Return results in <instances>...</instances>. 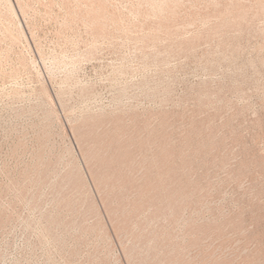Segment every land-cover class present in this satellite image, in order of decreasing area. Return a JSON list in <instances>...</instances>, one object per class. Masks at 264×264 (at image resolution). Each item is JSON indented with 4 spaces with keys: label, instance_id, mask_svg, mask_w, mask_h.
Segmentation results:
<instances>
[{
    "label": "rangeland",
    "instance_id": "obj_1",
    "mask_svg": "<svg viewBox=\"0 0 264 264\" xmlns=\"http://www.w3.org/2000/svg\"><path fill=\"white\" fill-rule=\"evenodd\" d=\"M94 1L0 0V264H264V0Z\"/></svg>",
    "mask_w": 264,
    "mask_h": 264
},
{
    "label": "bare ground",
    "instance_id": "obj_2",
    "mask_svg": "<svg viewBox=\"0 0 264 264\" xmlns=\"http://www.w3.org/2000/svg\"><path fill=\"white\" fill-rule=\"evenodd\" d=\"M1 1H2V0H1ZM3 1H4V0H3ZM83 1H84V0H83ZM87 1H89V0H87ZM91 1H94V0H91ZM103 1H104V0H103ZM160 1H161V0H160ZM165 1H166V0H165ZM174 1L177 2V0H173V2H174ZM178 1H179V0H178ZM206 1H207V0H206ZM211 1H213V0H211ZM214 1H215V0H214ZM220 1H222V0H220ZM227 1H229V0H227ZM238 1H239V0H238ZM244 1H246V0H244ZM256 1H257V0H256ZM5 2L7 3V1H5ZM94 2H95V1H94ZM97 2H98V1H97ZM149 2H150V0H149ZM161 2H163V0H162ZM166 2H167V1H166ZM170 2H171V1H170ZM201 2H202V1H201ZM209 2H210V1H209ZM215 2H216V1H215ZM262 2H263V1H262ZM2 3H3V2H2ZM88 3H89V2H88ZM88 3H87V5L89 6ZM102 3H103V2H102ZM104 3H106V2H104ZM168 3H169V2H168ZM186 3H187V2H186ZM203 3H204V2H203ZM218 3H219V2H218ZM218 3H217V4H218ZM229 3H230V2H229ZM235 3H236V2H235ZM257 3H258V2H257ZM8 4H9V3H8ZM85 4H86V3H85ZM152 4H153V3H152ZM162 4H164V3H162ZM162 4H161V6H162ZM172 4H173V3H172ZM181 4H182V3H181ZM198 4H199V3H198ZM198 4H197V5H198ZM200 4H201V3H200ZM206 4H207V2H206ZM217 4H216V5H217ZM231 4H232V2H231L229 5H231ZM255 4H256V3H255ZM0 5H1V4H0ZM4 5H5V3H4ZM10 5H11V4H10ZM10 5H9V6H10ZM19 5H22V4H19ZM82 5H83V4H82ZM92 5H94V4H92ZM102 5H103V4H102ZM102 5H101V6H102ZM150 5H151V4H150ZM168 5H169V4H168ZM176 5H177V3H176ZM229 5H228V8H229ZM239 5H240V3H239ZM242 5H243V4H241V6H242ZM259 5H260V4H259ZM7 6H8V5H7ZM78 6H80V5H78ZM84 6L86 7V5H84ZM97 6H98V5H97ZM97 6H96V7H97ZM171 6H172V5H171ZM171 6H170V7H171ZM177 6H178V5H177ZM179 6H180V3H179ZM202 6H203V5H202ZM213 6H214V5H213ZM225 6L227 7V5H225ZM241 6H240V7H241ZM245 6H246V5H244V7H245ZM248 6H252V5L249 4ZM260 6H261V8H262L263 5L261 4ZM260 6H259V7H260ZM0 7H1V6H0ZM5 7H6V6H5ZM22 7H23V6H22ZM80 7H81V6H80ZM104 7H105V6H104ZM163 7H164V6H163ZM180 7H181V6H180ZM209 7H210V6H209ZM209 7H208V8H209ZM216 7H217V6H216ZM218 7H219V6H218ZM220 7H221V5H220ZM231 7H232V6H231ZM235 7H237V6L234 5V8H233V7H232V8H233L234 10L237 11V9H235ZM244 7H243V8H244ZM252 7H254V9H255V6H252ZM6 8H7V7H6ZM8 8H9V9H8ZM8 8H7V9L10 10V7H8ZM11 8H12V6H11ZM23 8H24V7H23ZM25 8H26V7H25ZM90 8H91V6H90ZM90 8H88V9H90ZM93 8H94V7H93ZM99 8H100V7H99ZM150 8H151V7H150ZM150 8H149V9H150ZM166 8H167V7H166ZM214 8H215V7H214ZM232 8H231V9H232ZM237 8H238V7H237ZM247 8H249V7H247ZM250 8H251V7H250ZM250 8H249V9H250ZM256 8H258V7H256ZM76 9H78V7H77ZM86 9H87V8H86ZM97 9H98V7L96 8V10H97ZM100 9H102V8H100ZM100 9H98V11H103V10H104V9H103V10H100ZM163 9H164V8H163ZM174 9H175V8H174ZM224 9L227 10V8H224ZM233 9H232V10H233ZM262 9H263V8H262ZM262 9H261V10H262ZM0 10H1V9H0ZM3 10H5V8H4ZM8 10H7V11H8ZM12 10H13V9H12ZM79 10H81V9L79 8ZM79 10H78V11H79ZM83 10H84V9H83ZM96 10H95V11H96ZM166 10H167V9H166ZM169 10H170V9H169ZM171 10H172V9H171ZM178 10H179V9H178ZM199 10H200V9H199ZM205 10H206V8H205ZM228 10H229V9H228ZM234 10H233V11H234ZM242 10H243V9H242ZM247 10H248V9H247ZM255 10H256V9H255ZM259 10H260V9H259ZM1 11H2V10H1ZM89 11H90V10H89ZM89 11L87 10V12H89ZM93 11H94V10H93ZM104 11H106V10H104ZM104 11H103V12H104ZM144 11H145V10H144ZM150 11H151V10H150ZM175 11H176V10H175ZM179 11H180V10H179ZM223 11H224V10H223ZM239 11H240V10H239ZM243 11H244V10H243ZM243 11H242V12H243ZM251 11H252V10H251ZM12 12H13V11H12ZM75 12H76V10H75ZM106 12H107V11H106ZM134 12H135V11H134ZM136 12H137V11H136ZM140 12H141V11H140ZM148 12H149V11H148ZM160 12H161V11H160ZM221 12H222V11H221ZM221 12H218V13L221 14ZM246 12H247V11H246ZM6 13L8 14V12H6ZM6 13H5V14H6ZM9 13H10V12H9ZM78 13H79V12H78ZM83 13H84V12H83ZM92 13H93V12H92ZM101 13H102V12H101ZM117 13H118V12H117ZM120 13H121V11H120ZM120 13H119V14H120ZM145 13H146V12H145ZM150 13H152V12H150ZM153 13H154V10H153ZM167 13H168V11H167ZM167 13H166V14H167ZM170 13H172V11H170ZM170 13H169V14H170ZM175 13H176V12H175ZM222 13H224V12H222ZM226 13H228V12H226ZM231 13H232V12H231ZM238 13H239V12H238ZM243 13H245V12H243ZM247 13H248V12H247ZM257 13H258V11H257ZM11 14H12V13H10V15H11ZM87 14H88V13H87ZM87 14H86V15H87ZM106 14H108V12H107ZM109 14H111V13H109ZM113 14H114V13H113ZM121 14H122V13H121ZM133 14H134V13H133ZM141 14H142V13H141ZM179 14H180V12H179ZM229 14H230V12H229ZM235 14L237 15V13H235ZM235 14L232 13L233 17H234ZM240 14H241V13H240ZM240 14H238V15H240ZM250 14H251V13H250ZM260 14H261V13H260ZM8 15H9V14H8ZM10 15H9V16H10ZM13 15H14V14H12V16H13ZM79 15H81V14L79 13ZM100 15H103V14H100ZM104 15H105V14H104ZM123 15H124V13H123ZM145 15H146V14H145ZM147 15H148V14H147ZM147 15H146V16H147ZM152 15H153V14H152ZM155 15H156V14H155ZM164 15H165V14H164ZM171 15H172V14H171ZM238 15H237V16H238ZM252 15H254V14H252ZM5 16H6V15H5ZM76 16H77V15H76ZM84 16H85V15H84ZM89 16H90V14H89ZM118 16H119V15H118ZM121 16H122V15H121ZM135 16H136V15H135ZM141 16H143V15H141ZM161 16H162V15H161ZM173 16H175V14H174ZM216 16H217V15H216ZM246 16H248V15H246ZM262 16H263V15H262ZM262 16H261V17H262ZM14 17H15V16H14ZM72 17H73V16H72ZM81 17H82V16H81ZM93 17H94V16H93ZM100 17H101V16H100ZM105 17H108V15L105 16ZM113 17H114V16H113ZM123 17H124V16H123ZM125 17H126V16H125ZM157 17H158V15H157ZM178 17H179V16H178ZM211 17H212V16H211ZM217 17H218V16H217ZM217 17H216V18H217ZM226 17L228 18V14L226 15ZM229 17H231V16H229ZM233 17H232V20H233ZM243 17H245V14L243 15ZM248 17H249V16H248ZM256 17H257V16H256ZM259 17H260V16H259ZM89 18H90V17H89ZM91 18H92V17H91ZM101 18H102V17H101ZM103 18H104V17H103ZM103 18H102V20L104 21ZM108 18H109V17H108ZM149 18L151 19L150 16H149ZM165 18H166V17H165ZM174 18H175V17H174ZM180 18H181V17H180ZM196 18H197V17H196ZM223 18L225 19L224 15H223ZM235 18H236V17H235ZM251 18H252V17H251ZM12 19H13V18H12ZM12 19H11V20H12ZM84 19H85V18L82 17L81 20L83 21ZM96 19H98V18H96ZM116 19H117V18H116ZM116 19H114V20H116ZM126 19H127V18H126ZM144 19H146V18L144 17ZM144 19H143V20H144ZM150 19H148V20H150ZM155 19H156V18H155ZM155 19H154V20H155ZM162 19H163V18H162ZM197 19H199V18H197ZM221 19H222V18H221ZM229 19H231V18H229ZM229 19H228V21H229ZM241 19H242V16H241ZM241 19H240V20H241ZM246 19L248 20L247 17H246ZM0 20H2V19H0ZM4 20H6V19L4 18L3 21H4ZM8 20H10V19H8ZM79 20H80V19H79ZM124 20H125V19H124ZM165 20H167V19H165ZM168 20H169V19H168ZM168 20H167V21H168ZM180 20H181V19H180ZM200 20H201V18H200ZM205 20H207V19H205ZM222 20H223V19H222ZM232 20H230V21L233 22ZM243 20H244V22H245V19H242V23H244ZM254 20H255V19H254ZM257 20L259 21L260 18H257ZM66 21H67V20H66ZM73 21H74V19H73ZM76 21H77V20H76ZM86 21H87V20H86ZM92 21H93V23L96 22V20H94V19H92ZM103 21L101 22L102 24H104ZM110 21H111V20H110ZM138 21H140V20H138ZM160 21H161V20H160ZM162 21H164V20H162ZM169 21H170V20H169ZM169 21H168V22H169ZM171 21H172V20H171ZM187 21H188V20H187ZM187 21H186V22H187ZM216 21H217V20L215 19V22H216ZM224 21H225V20H224ZM249 21H250V19H249ZM252 21H253V20H252ZM258 21H257V22H258ZM10 22H11V21H10ZM67 22H69V21H67ZM67 22H66V23H67ZM84 22H85V20H84ZM97 22H98V21H97ZM104 22H105V21H104ZM108 22H109V21H108ZM113 22L115 23V21H113ZM117 22L119 23V21H117ZM156 22H157V20H156ZM164 22H165V21H164ZM178 22H179V21H178ZM195 22H196V21H195ZM201 22H202V20H201ZM219 22H220V20H219ZM219 22H218V23H219ZM237 22H239V21H237ZM237 22H236V23H237ZM247 22H248V21H247ZM247 22H245V24H246ZM263 22H264V21H263ZM3 23H4V22H3ZM8 23H9V22H8ZM8 23H7V24H8ZM86 23H88V21H87ZM91 23H92V22H91ZM91 23H90V24H91ZM93 23H92V25H93ZM98 23H99V22H98ZM114 23H113V24H114ZM118 23H117V24H118ZM141 23H142V22H140V24H141ZM151 23H152V22H151ZM176 23H177V21H176ZM187 23H188V22H187ZM193 23H194V22H193ZM211 23H212V21H211ZM222 23H223V21H222ZM229 23H230V22H229ZM229 23H228V24H229ZM250 23H252V22L250 21ZM12 24H14V23H12ZM67 24H68V23H67ZM70 24H71V23H70ZM70 24H69V25H70ZM90 24H89V25H90ZM99 24H100V23H99ZM106 24H107V23H106ZM110 24H111V23H110ZM110 24H109V25H110ZM138 24H139V22H138ZM157 24H159V23H157ZM165 24H166V23H165ZM182 24H183V23H182ZM216 24H217V22H216ZM225 24H226V21H225ZM233 24H234V22H233ZM4 25H5V24H4ZM120 25H121V22H120ZM136 25H137V24H136ZM153 25H154V24H153ZM153 25H152V26H153ZM163 25H164V24H163ZM174 25H175V24H174ZM177 25H178V24H177ZM177 25H175V26L177 27ZM188 25H189V24H188ZM221 25H222V24H221ZM223 25H224V23H223ZM223 25H222V26H223ZM231 25H232V23H231ZM236 25H237V24H236ZM236 25H235V26H236ZM6 26H7V25H6ZM65 26H66V25H65ZM90 26H91V25H90ZM93 26H94V25H93ZM96 26H97V25H96ZM112 26H114V25H112ZM147 26H148V24H147ZM156 26H157V25H156ZM166 26H167V25H166ZM166 26H165V27H166ZM175 26H174V27H175ZM203 26H205V23H204ZM110 27H111V25H110ZM116 27H119V25H116ZM144 27H145V25H144ZM160 27H161V26H160ZM160 27H158V28H160ZM169 27H170V26H169ZM169 27H168V29L170 30L171 28H169ZM200 27H201V26H200ZM208 27H209V26H208ZM223 27H224V26H223ZM223 27H220V28H223ZM241 27H242V26H241ZM0 28H1V27H0ZM7 28H9V27H7ZM10 28H11V25H10ZM17 28H18V27H17ZM86 28H88V27H86ZM99 28H100V27H99ZM99 28H96V29H99ZM101 28H102V26H101ZM108 28H109V27H108ZM121 28H122V27H121ZM132 28H133V27H132ZM132 28H131V29H132ZM148 28H149V27H148ZM156 28H157V27H156ZM189 28H190V27H189ZM202 28H203V27H202ZM210 28H211V27H210ZM220 28H219V29H220ZM90 29H91V28H90ZM104 29H105V28H103V30H104ZM119 29H120V28H119ZM119 29H118V30H119ZM144 29H145V28H144ZM146 29H147V28H146ZM146 29L144 30V32L146 31ZM153 29H155V28H153ZM162 29H163V28H162ZM174 29H175V28H174ZM182 29H183V28H182ZM182 29H181V30H182ZM185 29H186V28H185ZM206 29H208V32L210 31L209 28H206ZM217 29H218V28H217ZM228 29H229V28H228ZM241 29H242V28H241ZM263 29H264V28H263ZM3 30H4V28H3ZM107 30H108V29H107ZM121 30H122V29H121ZM121 30H120V31H121ZM128 30H129V29H128ZM139 30H140V29H139ZM147 30H148V29H147ZM158 30H159V29H158ZM160 30H161V29H160ZM164 30H165V29H164ZM195 30H196V29H195ZM239 30H240V29H239ZM0 31H2V30L0 29ZM8 31H9V30H7V32H8ZM87 31H88V30H87ZM132 31H133V30H132ZM140 31H141V30H140ZM150 31H151V30H150ZM154 31H155V30H154ZM154 31H153L152 33H154ZM162 31H163V30H162ZM165 31H166V30H165ZM165 31H163V33H164ZM179 31H180V30H179ZM188 31H190V30L188 29ZM211 31H212V30H211ZM213 31H214V30H213ZM220 31H221V30H220ZM224 31H225V30H224ZM226 31H227V30H226ZM230 31H233V30H230ZM4 32H5V30H4ZM10 32H12V31L10 30ZM15 32H16V31H15ZM15 32H14V33H15ZM93 32H94V31H93ZM99 32H100V31H99ZM109 32H110V30H109ZM112 32H113V31H112ZM112 32H110L109 34H111ZM115 32H116V31H115ZM115 32H114V33H115ZM117 32H119V31H117ZM176 32H178V30H176L175 33H176ZM180 32H181V31H180ZM192 32L195 33V31H192ZM200 32H201V31H200ZM200 32H199V33H200ZM205 32H206V31H205ZM235 32H236V31H235ZM16 33H17V32H16ZM89 33H90V32H89ZM136 33H138V32L136 31ZM147 33H148V31H147ZM150 33H151V32H150ZM160 33H161V31H160ZM168 33H169V32H168ZM170 33H171V32H170ZM184 33H185V32H184ZM184 33H183V34H184ZM196 33H197V32H196ZM202 33H203V32H201V34H202ZM210 33H211V32H210ZM214 33H215V32H214ZM217 33H218V31H217ZM219 33H220V32H219ZM224 33H225V32H224ZM237 33H238V32H237ZM239 33H240V32H239ZM239 33H238V34H239ZM7 34H8V33H7ZM20 34H21V33H20ZM20 34L17 35V36H20ZM97 34H99V33H97ZM101 34H102V33H101ZM101 34H100V35H101ZM112 34H113V33H112ZM130 34H131V33H130ZM148 34H149V33H148ZM161 34H162V33H161ZM177 34H179V33H177ZM181 34H182V32H181ZM205 34H206V33H205ZM205 34H204V35H205ZM220 34H221V33H220ZM226 34H229V33H226ZM230 34H231V33H230ZM234 34H235V33H234ZM5 35H6V34H5ZM93 35H95V34H93ZM139 35H141V34H139ZM142 35H143V34H142ZM145 35H146V34H145ZM151 35H152V34H151ZM162 35H163V34H162ZM179 35H180V34H179ZM214 35H215V34H214ZM216 35H217V34H216ZM1 36H2V35H1ZM9 36H10V35H9ZM21 36H22V35H21ZM102 36H103V35H102ZM129 36H131V35H129ZM137 36H138V35H137ZM146 36H147V35H146ZM174 36H175V35H174ZM184 36H185V35H184ZM186 36H187V35H186ZM190 36H191V35H190ZM192 36H193V35H192ZM196 36H198V35H196ZM196 36H195V37H196ZM202 36H203V34H202ZM220 36H221V35H220ZM222 36H225V34L223 35V29H222ZM237 36H238V35H236L235 37L233 36L234 39H236ZM7 37H8V36H7ZM14 37H15V36H14ZM93 37H94V36H93ZM95 37H96V35H95ZM109 37H110V36H109ZM132 37H134V35H132ZM156 37H157V38H160V36H156ZM176 37L179 38L180 36L178 37V35H177ZM176 37H175V39L173 38V40H176ZM199 37H200V36H199ZM209 37H210V36H209ZM209 37H208V38H209ZM214 37H216V36H214ZM8 38H9V37H8ZM11 38H12V37H11ZM11 38H9V39H11ZM98 38H101V37L98 36ZM142 38H144V37L142 36ZM151 38H152V37H151ZM162 38H163V37H162ZM164 38H165V37H164ZM217 38H218V36H217ZM219 38H222V37H219ZM226 38H229V36H228V37L226 36ZM9 39H8V40H9ZM95 39H97V38H95ZM102 39H103V38H102ZM104 39H105V37H104ZM106 39H108V38H106ZM129 39H130V38H129ZM167 39H168V38H167ZM167 39H166V40H167ZM183 39H184V38H183ZM191 39H192V37H191ZM191 39H190V40H191ZM201 39H202V38H201ZM229 39L231 40L232 38H229ZM11 40H12V39H11ZM13 40L16 41V38L13 39ZM133 40H134V39H133ZM140 40H141V39H140ZM149 40H150V39H149ZM149 40H146V41H149ZM162 40H164V39H162ZM181 40H182V39H181ZM181 40H179V41H181ZM202 40H203V39H202ZM214 40H217V39H214ZM223 40H224V38H223ZM223 40H221V41H223ZM14 41H13V42H14ZM131 41H132V39H131ZM167 41H168V40H167ZM176 41H177V40H176ZM191 41H192V40H191ZM198 41H199V40H198ZM203 41H204V40H203ZM231 41H233V40H231ZM132 42H133V41H132ZM132 42H131V43H132ZM134 42H135V41H134ZM155 42L158 43V41H155ZM160 42H161V41H160ZM163 42H164V41H163ZM173 42H174V41H173ZM195 42H196V41H195ZM195 42H194V43H195ZM209 42L212 43L211 41H209ZM227 42H228V41H227ZM143 43H144V42H143ZM143 43H142V44H143ZM147 43H148V42H147ZM152 43H153V42H152ZM157 43H156V44H157ZM161 43H162V42H161ZM176 43H177V42H176ZM179 43H180V42H179ZM183 43H184V41H183ZM196 43H197V42H196ZM229 43H230V42H229ZM135 44H136V43H135ZM135 44H134V46H135ZM138 44H139V43H138ZM138 44H137V45H138ZM149 44H151V43H149ZM154 44H155V43H154ZM156 44H155V46H156ZM167 44H168V43H167ZM170 44H171V42H170ZM173 44H174V43H173ZM185 44H186V43H185ZM198 44H199V43H198ZM202 44H203V42H202ZM206 44L208 45V43H206ZM140 45H141V44H140ZM140 45H139V46H140ZM144 45H145V44H144ZM151 45H152V44H151ZM160 45H161V44H160ZM174 45H175V44H174ZM210 45H211V44H210ZM212 45L214 46V42H213ZM231 45L233 46L234 43L231 44ZM146 46H147V44H146ZM157 46H159V45L157 44ZM164 46H166V45H164ZM215 46H216V45H215ZM215 46H214V47H215ZM91 47H94V46L92 45ZM167 47H168V46H167ZM172 47H173V46H172ZM195 47H196V46H195ZM209 47H210V46H209ZM86 48H87V47H86ZM88 48H90V46H89ZM94 48H95V47H94ZM146 48H147V47H146ZM149 48H150V47H149ZM157 48H158V47H157ZM178 48H179V47H178ZM210 48H212V47H210ZM232 48H234V47H232ZM92 49H93V48H92ZM150 49H151V48H150ZM150 49H149V50H150ZM159 49H160V47H159ZM170 49H173V48H170ZM180 49H181V48H180ZM194 49H195V48H194ZM206 49H207V47H206ZM220 49H221V48H220ZM227 49H228V48H227ZM85 50H86V49H85ZM90 50H91V49H90ZM140 50H141V49H140ZM153 50H154V49H153ZM155 50H156V49H155ZM163 50H164V49H163ZM182 50H183V49H182ZM207 50H208V49H207ZM215 50H216V49H215ZM228 50H229V49H228ZM232 50H233V49H232ZM235 50H236V49H235ZM83 51H84V50H83ZM144 51H145V50H144ZM144 51H143V52H144ZM161 51H162V50H161ZM179 51H180V50H179ZM193 51H194V50H193ZM204 51H205V50H204ZM222 51H223V50H222ZM135 52H137V51H135ZM153 52H154V51H153ZM180 52H181V51H180ZM186 52H187V51H186ZM215 52L217 53V50H216ZM141 53H142V52H141ZM141 53H140V54H141ZM176 53H177V51H176ZM176 53H175V54H176ZM182 53H183V52H182ZM205 53H206V51H205ZM88 54H89V53H88ZM144 54H145V53H144ZM146 54H149L148 51H147ZM152 54H153V53H152ZM159 54H160V53H159ZM167 54H168V52H167ZM167 54H166V55H167ZM212 54H213V53H212ZM149 55H150V54H149ZM157 55H158V53H157ZM170 55H171V54H170ZM172 55H174V54H172ZM185 55H186V54H185ZM206 55H207V54H206ZM206 55H205V56H206ZM83 56H84V55H83ZM86 56H87V55H86ZM150 56H151V55H150ZM164 56H165V55H164ZM180 56H181V55H180ZM207 56H208V55H207ZM209 56H210V54H209ZM175 57H176V56H175ZM58 58H59V57H58ZM64 58H65V57H64ZM150 58H151V57H150ZM153 58H154V57H153ZM170 58H171V56H170ZM178 58H179V57H178ZM160 59H161V58H160ZM22 60H23V59H22ZM55 60H56V59H55ZM151 60H152V59H151ZM169 60H170V59H169ZM29 61H31V60H29ZM29 61H28V62H29ZM174 61H175V60H174ZM174 61H173V62H174ZM176 61H177V60H176ZM26 62H27V61H26ZM28 62H27V63H28ZM44 62H45V61H44ZM57 62H58V61H57ZM151 62H152V61H151ZM171 62H172V61H171ZM32 63H33V62H32ZM45 63H46V62H45ZM24 64H25V62H24ZM34 64H36V63H34ZM167 64H168V63H167ZM29 65H30V64H29ZM25 66H26V65H25ZM23 68H24V67H23ZM66 68H67V67H66ZM51 71H52V70H51ZM69 79H70V78H69ZM205 88H206V87H205ZM88 90H89V89H88ZM207 90H208V89H207ZM207 92H209V91H207ZM204 93H205V92H204ZM86 94H88V93H86ZM206 96H207V95H206ZM71 108H72V107H71ZM110 115H111V114H110ZM118 115H119V114H118ZM89 116H90V115H89ZM87 117H88V116H87ZM121 117H122V116H121ZM78 118H79V117H78ZM110 119H111V118H110ZM121 119H122V118H121ZM79 120H80V119H79ZM100 121H101V119H100ZM104 121H105V120H104ZM109 121H110V120H109ZM124 121H125V120H124ZM90 122H91V121H90ZM97 123H98V122H97ZM86 124H87V123H86ZM105 125H107V124H105ZM99 127H100V126H99ZM80 128H81V127H80ZM112 129H113V128H112ZM89 130H90V129H89ZM94 130L96 131V128H95ZM198 130H199V128H198ZM92 131H93V129H92ZM92 131H91V132H92ZM95 131H94V132H95ZM123 131H124V130H123ZM123 131H122V132H123ZM72 132H73V130H72ZM73 134H74V133H73ZM89 134H90V133H89ZM78 135H79V134H78ZM101 135H102V134H101ZM112 135H113V134H112ZM94 136H95V135H94ZM99 136H100V135H99ZM104 136H105V135H104ZM75 137H76V136H75ZM212 137H213V136H212ZM110 139H111V137H110ZM208 139H209V138H208ZM96 140H97V139H96ZM209 140H210V139H209ZM204 141H207V140H204ZM107 142H108V141H107ZM127 142H128V141H127ZM161 142H162V141H161ZM165 142H166V141H165ZM165 142H164V143H165ZM93 143H94V142H93ZM128 143H129V142H128ZM201 143H202V141H201ZM94 144H97V143L95 142ZM100 144H101V143H100ZM203 144L205 145L206 143H203ZM92 146H93V145H92ZM187 146H188V145H187ZM86 147H87V146H86ZM90 147H91V146H90ZM155 147H156V146H155ZM200 147H201V146H200ZM203 147H204V146H203ZM187 148H188V147H187ZM197 148H198V147H197ZM212 148H213V147H212ZM212 148H211V149H212ZM213 149H214V148H213ZM88 150H89V149H88ZM162 150H163V149H162ZM194 150H195V149H194ZM153 151H154V150H153ZM88 152H90V151H88ZM92 152H93V151H92ZM92 152H91V153H92ZM113 152H114V151H113ZM168 152L170 153V151H168ZM103 153H104V152H103ZM143 153H144V152H143ZM166 153H167V152H166ZM146 154H147V153H146ZM171 154H172V153H170V157L172 156ZM183 154H184V153H183ZM116 155H117V154H116ZM163 155H165V154H163ZM163 155H162V156H163ZM188 155H189V154H188ZM191 155H192V154H191ZM40 156H41V155H40ZM102 156H103V155H102ZM131 156H132V155H131ZM115 157H116V156H115ZM146 157H147V156H146ZM163 158H164V157H163ZM174 158H175V157H174ZM177 158H178V157H177ZM182 158H183V157H182ZM218 158H219V157H218ZM43 159H44V158H43ZM98 159H100V158H98ZM113 159H114V158H113ZM171 159H172V158H171ZM214 159H215V158H214ZM91 160H92V159H91ZM91 160H90V161H91ZM132 160H133V159H132ZM164 160H165V158H164ZM173 160H174V159H173ZM183 160H184V159H183ZM212 160H213V159H212ZM218 160H219V159H218ZM48 161H49V160H48ZM73 161H74V160H73ZM85 161H86V159H85ZM187 161H188V160H187ZM187 161H186V162H187ZM219 161H220V160H219ZM219 161H218V162H219ZM128 162H129V161H128ZM132 162H133V161H132ZM139 162H141V161H139ZM139 162H138V163H139ZM161 162H162V160H161ZM163 162H164V161H163ZM47 163H48V162H47ZM47 163H46V164H47ZM67 163H68V162H67ZM71 163H72V162H71ZM71 163H70V164H71ZM107 163H108V162H107ZM107 163H106V165H107ZM141 163H142V162H141ZM174 163H175V162H174ZM216 163H217V162H216ZM221 163H222V162H221ZM48 164H49V163H48ZM54 164H55V163H54ZM153 164H154V163H153ZM164 164H165V163H164ZM211 164H212V163H211ZM37 165H38V164H37ZM98 165H99V163H98ZM127 165H129V164H127ZM178 165H179V164H178ZM44 166H45V165H44ZM75 166H76V165H75ZM145 166H146V165H145ZM46 167H47V165H46ZM70 167H71V166H70ZM73 167H74V166H73ZM77 167H78V166H77ZM92 167H93V166H92ZM141 167H142V164H141ZM186 167H187V166H186ZM188 167H189V166H188ZM188 167H187V168H188ZM179 168H180V167H179ZM43 169H44V168H43ZM77 169H78V168H77ZM117 169H118V168H117ZM142 169H143V168H142ZM40 170H41V169H40ZM44 170H45V169H44ZM95 170H96V169H95ZM120 170H121V169H120ZM120 170H119V171H120ZM177 170H178V169H177ZM188 170H189V169H188ZM50 171H51V170H50ZM121 171H122V170H121ZM121 171H120V172H121ZM171 171H172V170H171ZM37 172H38V171H37ZM37 172H36V173H37ZM42 172H43V171H42ZM75 172H76V170H75ZM81 172H82V171H81ZM122 172H123V171H122ZM154 172H155V170H154ZM158 172H159V171H158ZM28 173H29V172H28ZM36 173H35V174H36ZM54 173H55V172H54ZM64 173H65V172H64ZM73 173H74V172H73ZM118 173H119V172H118ZM180 173H181V172H180ZM43 174H45V172H44ZM50 174H51V173H50ZM67 174H68V172H67ZM92 174H93V172H92ZM160 174H161V173H160ZM184 174H185V173H184ZM28 175H29V174H28ZM71 175H72V174H71ZM73 175H74V174H73ZM142 175H143V174H142ZM147 175H148V174H147ZM37 176H38V175H37ZM51 176H52V175H51ZM104 176H105V175H104ZM111 176H112V175H111ZM122 176H123V175H122ZM125 176H126V175H125ZM164 176H165V174H164ZM172 176H173V175H172ZM176 176H177V175H176ZM176 176H175V177H176ZM29 177H31V176H29ZM73 177H74V176H73ZM77 177H79V176H77ZM82 177L84 178V176H82ZM91 177H92V176H91ZM154 177H155V176H154ZM187 177H188V176H187ZM27 178H28V177H27ZM27 178H26V179H27ZM31 178H32V177H31ZM40 178H41V177H40ZM42 178H43V177H42ZM119 178H120V177H119ZM144 178L146 179V177H144ZM144 178H143V179H144ZM156 178H157V177H156ZM163 178H164V177H163ZM184 178H185V177H184ZM189 178H190V177H189ZM45 179H46V178H45ZM104 179H105V178H104ZM115 179H116V178H115ZM159 179H160V177H159ZM168 179H169V178H168ZM175 179H176V178H175ZM175 179H174V181H175ZM29 180H30V179H29ZM29 180H28V181H29ZM34 180H35V178H34ZM34 180H33V181H34ZM47 180H48V178H47ZM64 180H65V179H64ZM66 180H67V179H66ZM81 180H82V178H81ZM99 180H100V179H99ZM109 180H110V179H109ZM113 180H114V179H113ZM117 180H119V179H117ZM187 180H188V179H186V181H187ZM28 181H27V182H28ZM31 181H32V180H31ZM33 181H32V182H33ZM35 181H36V180H35ZM52 181H53V180H52ZM55 181H56V179H55ZM58 181H59V180H58ZM61 181H62V179H61ZM84 181H85V180H84ZM123 181H124V180H123ZM136 181H137V180H136ZM144 181H145V180H144ZM154 181H156V179H155ZM174 181H173V182H174ZM182 181H184V180H182ZM37 182H38V181H37ZM66 182H67V181H66ZM74 182H75V181H74ZM78 182H79V181H78ZM78 182L76 181V184H77ZM80 182H81V181H80ZM107 182H108V180H107ZM114 182H115V181H114ZM116 182H117V181H116ZM166 182H167V181H166ZM28 183H29V182H28ZM52 183H53V182H52ZM64 183H65V182H64ZM81 183H82V182H81ZM83 183H84V182H83ZM129 183H130V182H129ZM144 183H145V182H144ZM144 183H143V184H144ZM163 183H164V182H163ZM176 183H177V182H176ZM11 184H12V183H11ZM32 184H34V183H32ZM36 184H37V183H36ZM76 184H75V185H76ZM103 184H105V183H103ZM112 184L114 185L115 183H113V181H112L111 185H112ZM134 184H135V183H134ZM140 184H141V183H140ZM161 184H162V183H161ZM178 184H179V183H178ZM13 185H14V184H13ZM54 185H55V184H54ZM58 185H59V184H58ZM63 185H64V184H63ZM65 185H66V184H65ZM72 185H73V184H72ZM107 185H108V184H107ZM109 185H110V184H109ZM118 185H119V184H118ZM120 185H121V183H120ZM122 185L125 186L124 183H122ZM122 185H121V186H122ZM131 185H132V183H131ZM145 185H147V184L145 183ZM145 185H143V186H145ZM148 185H149V183H148ZM156 185H157V184H156ZM180 185H181V184H180ZM80 186H81V184H80ZM82 186L84 187L85 184L82 185ZM104 186H106V184H105ZM134 186H135V185H134ZM143 186H142V187H143ZM151 186H152V187H151ZM151 186H150V187L153 188L154 185H151ZM158 186H159V185H158ZM165 186H166V185H165ZM165 186H164V188H165ZM12 187H13V186H12ZM39 187H40V186H39ZM75 187H76V186H75ZM100 187H101V186H100ZM114 187H115V186H114ZM114 187H113V188H114ZM145 187H146V186H145ZM154 187H155V186H154ZM183 187H184V186H183ZM183 187H182V188H183ZM8 188H9V187H8ZM34 188H35V186H34ZM55 188H56V187H55ZM59 188H60V187H59ZM59 188H58V189H59ZM101 188H103V187H101ZM113 188H112V189H113ZM117 188H118V186L116 187V190H117ZM119 188L121 189V187H119ZM119 188H118V189H119ZM131 188H132V186L130 187V189H131ZM140 188H141V187H140ZM143 188H144V187H143ZM174 188H175V187H174ZM174 188H172V190H173ZM21 189H22V188H21ZM24 189H25V188H24ZM110 189H111V188H110ZM112 189H111V190H112ZM114 189H115V188H114ZM136 189H137V186H136ZM146 189H147V188H146ZM190 189H191V188H190ZM202 189H203V188H202ZM39 190H40V189H39ZM51 190H52V189H51ZM51 190H50V191H51ZM78 190H79V189H78ZM85 190H87V189H85ZM141 190H142V189H141ZM149 190H150V189H149ZM167 190H168V189H167ZM20 191H21V190H20ZM22 191H23V190H22ZM24 191H25V190H24ZM57 191H58V190H57ZM70 191H71V190H70ZM75 191H76V190H75ZM80 191H81V190H80ZM142 191H143V190H142ZM162 191H163V190H162ZM168 191H169V190H168ZM179 191H180V190H179ZM201 191H202V190H201ZM30 192H31V191H30ZM53 192H55V191H53ZM63 192H64V191H63ZM63 192H62V193H63ZM67 192H68V191H67ZM76 192H77V191H76ZM84 192H85V191H84ZM88 192H89V191H88ZM98 192H99V191H98ZM100 192H101V191H100ZM115 192H116V191H115ZM136 192H137V191H136ZM138 192H139V191H138ZM154 192H155V191H154ZM157 192H158V191H157ZM159 192H160V190H159ZM169 192H170V191H169ZM172 192H173V191H172ZM180 192H181V191H180ZM31 193H32V192H31ZM64 193H65V192H64ZM69 193H70V192H69ZM73 193H75V192H73ZM73 193H72V194H73ZM81 193H82V191H81ZM85 193H86V192H85ZM103 193H104V192H103ZM103 193H102V194H103ZM106 193H108V191H107ZM113 193H114V192H113ZM125 193H126V192H125ZM130 193H131V192H130ZM132 193H133V192H132ZM134 193H135V192H134ZM134 193H133V194H134ZM140 193H141V192H140ZM144 193H145V192H144ZM148 193H149V192H148ZM167 193H168V192H167ZM21 194H22V192H21ZM21 194H19V196H21V198H22V195H21ZM23 194H24V193H23ZM26 194H27V193H26ZM39 194H40V193H39ZM53 194H54V193H53ZM56 194H58V193H56ZM79 194H80V193H79ZM137 194L139 195V193H137ZM145 194H146V193H145ZM164 194H166V193H164ZM47 195H48V194H47ZM82 195H83V194H82ZM114 195H115V194H114ZM114 195H111V196L114 197ZM129 195H130V194H129ZM141 195H142V194H141ZM65 196H66V195H65ZM83 196H84V195H83ZM86 196H87V195H86ZM101 196H102V195H101ZM105 196H106V195H105ZM111 196H110V197H111ZM116 196H117V194H116ZM149 196H151V195H149ZM152 196H153V195H152ZM159 196H160V195H159ZM159 196H158V197H159ZM161 196H162V195H161ZM27 197H28V196H27ZM39 197H40V196H39ZM41 197H42V196H41ZM68 197H69V196H68ZM73 197H74V195H73ZM88 197H89V196H88ZM113 197H112V198H113ZM136 197H137V196H136ZM136 197H135V198H136ZM144 197H146V196H144ZM164 197H165V196H164ZM168 197H169V196H168ZM90 198H91V196H90ZM112 198H111V200H112ZM127 198H128V197H127ZM131 198H132V197H131ZM152 198H153V197H152ZM63 199H64V198H63ZM63 199H62V200H63ZM66 199H67V198H66ZM69 199H70V198H69ZM69 199H67V201H68ZM79 199H80V198H79ZM81 199H82V198H81ZM83 199H84V198H83ZM83 199H82L81 201H84ZM86 199H87V198H86ZM109 199H110V198H109ZM115 199H116V198H115ZM133 199H134V198H133ZM165 199H166V198H165ZM175 199H176V198H175ZM26 200H28V198H27ZM58 200H59V198L57 199V201H58ZM74 200H75V198H73L72 200L70 199V201H74ZM90 200H92V198H91ZM90 200H89V202H90ZM103 200H104V198H103ZM123 200H124V199H123ZM125 200H126V199H125ZM137 200H139V199H137ZM141 200H142V199H141ZM158 200H159V199H158ZM160 200H161V199H160ZM163 200H164V199H163ZM163 200H162V202H163ZM167 200H168V199H167ZM167 200H166V201H167ZM169 200H170V199H169ZM37 201H38V200H37ZM40 201H41V200H40ZM51 201H52V200H51ZM64 201H65V200H64ZM67 201H66V202H67ZM81 201H80V203H82ZM87 201H88V200H87ZM100 201H101V200H100ZM106 201L109 202V200H107V199H106ZM120 201H122V200L120 199ZM120 201H119V202H120ZM133 201H134V200H133ZM170 201H171V200H170ZM76 202H78V200H77ZM101 202H102V201H101ZM113 202H114V201H113ZM127 202H128V200H127ZM136 202H137V201H136ZM147 202H148V201H147ZM168 202H169V201H168ZM173 202H174V201H173ZM90 203H91V202H90ZM144 203L146 204V202H143V203H141V204H144ZM154 203H155V202H154ZM159 203H160V201H159ZM165 203H166V202H165ZM35 204H36V202H35ZM41 204H42V203H41ZM56 204H57V203H56ZM65 204H66V203H65ZM65 204H64V206H65ZM72 204H74V203H72ZM77 204H78V203H77ZM77 204H76V205H77ZM104 204H105V203H104ZM118 204H119V203H117V205H118ZM120 204H121V203H120ZM124 204H125V203H124ZM147 204H148V203H147ZM147 204H146V205H147ZM172 204H173V203H172ZM178 204H179V202H178ZM39 205H40V204H39ZM117 205H116L115 207H117ZM122 205H123V204H122ZM125 205H126V204H125ZM136 205H137V204H136ZM136 205H135V206H136ZM181 205H182V204H181ZM184 205H185V204H184ZM32 206H33V205H32ZM62 206H63V205H62ZM67 206H69V205H67ZM81 206H82V205H81ZM91 206H92V204H91ZM118 206H119V205H118ZM127 206H128V204L125 206V208H126ZM130 206H131V204H130ZM143 206H144V205H143ZM34 207H35V206H34ZM40 207H41V206H40ZM57 207H58V206H57ZM69 207H70V206H69ZM72 207H73V205H72ZM72 207H71V208H72ZM78 207H79V206H78ZM110 207H111V206H110ZM132 207H134V206H132ZM137 207H138V206H137ZM150 207H151V206H150ZM163 207H164V206H163ZM166 207H167V206H166ZM184 207H185V206H184ZM64 208H67V207H64ZM71 208H70V209H71ZM79 208H80V207H79ZM107 208H109V206H108ZM125 208H123V211H124V212H125ZM128 208H129V207H128ZM130 208H131V207H130ZM176 208H178V207L176 206ZM179 208H180V207H179ZM181 208H182V207H181ZM181 208H180V209H181ZM70 209H68V210H70ZM88 209H90V207H89ZM104 209H106V208H104ZM116 209H117V208H116ZM121 209H122V208H121ZM134 209H136V208L134 207ZM144 209H145V208H144ZM146 209H147V208H146ZM160 209H161V208H160ZM182 209H183V208H182ZM66 210H67V209H66ZM73 210H74V209H73ZM75 210H76V209H75ZM79 210H80V209H79ZM92 210H93V209H92ZM95 210H96V209H95ZM113 210H115V209H113ZM152 210H154V209H152ZM177 210H178V209H177ZM81 211H82V210H81ZM85 211H86V210H85ZM107 211H108V210H107ZM111 211H112V209H111ZM111 211H110V212H111ZM118 211H119V209H118ZM120 211H122V210H120ZM120 211H119V215H120ZM129 211H131V210H129ZM133 211H134V210H133ZM137 211H138V209H137ZM137 211H136V212H137ZM141 211H142V209H141ZM141 211H139V212H141ZM166 211H167V210H166ZM69 212H70V211H69ZM87 212H88V211H86V213H87ZM90 212H92V211H90ZM94 212H97V210L94 211ZM115 212H116V211H115ZM127 212H128V210H127ZM134 212H135V211H134ZM151 212H152V211H151ZM177 212H178V211H177ZM71 213H72V212H71ZM75 213H76V212H75ZM97 213H98V212H97ZM112 213H113V215L115 214L114 211H112ZM116 213H117V212H116ZM125 213H126V212H125ZM125 213H124V214H125ZM83 214H84V213H83ZM90 214L92 215V213H90ZM93 214H94V213H93ZM108 214H109V213H108ZM121 214H122V213H121ZM124 214H123V215H124ZM146 214H147V213H146ZM47 215H49V214H47ZM47 215H45V216H47ZM77 215H78V214H77ZM98 215H99V214H98ZM119 215H118V216H119ZM127 215H128V213H127ZM132 215H133V214H132ZM137 215H138V214H137ZM143 215H144V214H143ZM158 215H160V214H158ZM174 215H175V214H174ZM174 215H173V216H174ZM45 216H44V217H45ZM51 216H52V215H51ZM114 216H115V215H114ZM114 216H113V217H114ZM129 216H130V215H129ZM138 216H139V215H138ZM151 216H152V215H151ZM175 216H176V215H175ZM54 217H55V215H54ZM82 217H83V216H82ZM133 217H135V216H133ZM158 217H159V216H158ZM158 217H157V219H158ZM164 217H166V216H164ZM236 217H237V216H236ZM58 218H59V217H58ZM79 218H80V216H79ZM85 218H86V217H85ZM85 218H83V219H85ZM91 218H93V217H91ZM94 218H95V216H94ZM94 218H93V219H94ZM116 218H117V217H116ZM119 218H120V217H119ZM135 218H136V217H135ZM138 218H139V217H138ZM179 218H180V217H179ZM231 218H234V217H231ZM2 219H3V218H1V220H2ZM80 219H81V218H80ZM86 219H87V218H86ZM88 219H90V218H88ZM88 219H87V220H88ZM122 219H123V218H122ZM122 219H121V220H122ZM142 219H143V218H142ZM172 219H175V217H174V218H171V221H172ZM237 219H238V218H237ZM52 220H53V219H51V221H52ZM59 220H62V219H59ZM67 220H68V219H66V221H67ZM70 220H71V219H70ZM97 220H99V219H97ZM97 220H94V221H97ZM121 220H120V222H121ZM127 220H128V219H127ZM144 220H145V218H144ZM151 220H152V219H151ZM167 220H168V219H167ZM169 220H170V219H169ZM176 220H178V219H176ZM230 220H231V219H230ZM2 221H3V220H2ZM99 221H100V220H99ZM115 221H117V220H115ZM123 221H124V220H123ZM123 221H122V222H123ZM129 221H130V220H129ZM131 221H132V220H131ZM138 221H139V220H138ZM162 221H163V219H162ZM173 221H174V220H173ZM173 221H172V222H173ZM233 221H235V220H233ZM238 221H239V220H238ZM52 222H53V221H52ZM52 222H51V223H52ZM55 222H56V221H55ZM64 222H65V221H64ZM120 222H119V223H120ZM127 222H128V221H127ZM134 222H135V221H134ZM144 222H146V221H144ZM148 222H149V220H148ZM169 222H170V221H169ZM231 222H232V220H231ZM240 222H241V221H240ZM240 222H239V223H240ZM46 223H47V222H46ZM48 223H49V221H48ZM62 223H63V222H62ZM68 223H69V222H68ZM78 223H79V222H78ZM83 223H84V222H83ZM92 223H93V222H92ZM92 223H91V224H92ZM131 223H132V225H134L133 222H131ZM140 223H141V222H140ZM142 223H143V222H142ZM157 223H158V222H157ZM162 223H163V222H162ZM166 223H167V222H166ZM232 223H233V222H232ZM234 223H235V222H234ZM64 224H65V223H64ZM74 224H75V223H74ZM93 224H94V223H93ZM100 224H103V223H101V222L99 223V222H98V226H99ZM175 224H176V222H175ZM225 224H226V223H225ZM227 224L230 225L229 223H227ZM235 224H236V223H235ZM0 225H2V224H0ZM48 225H49V224H48ZM50 225H51V224H50ZM60 225H61V224H60ZM95 225H96V223H95ZM95 225H94V226H95ZM115 225H116V224H115ZM123 225L125 226L126 223L123 224ZM158 225H159V224H158ZM236 225H237V224H236ZM236 225H235V226H236ZM43 226H44V225H43ZM62 226H63V225H62ZM62 226H61V228H62ZM68 226H70V225H68ZM89 226L91 227V225H89ZM98 226H97V227H98ZM113 226H114V225H113ZM113 226H112V227H113ZM128 226H129V225H128ZM144 226H145V225H144ZM163 226H165V224H164ZM197 226H198V225H197ZM202 226H203V225H202ZM205 226H206V225H205ZM220 226H221V225H220ZM230 226H232V225H230ZM230 226H229V227H230ZM235 226H234V227H235ZM238 226H239V224L237 225V228H238ZM240 226H242V225H240ZM240 226H239V227H240ZM48 227H49V226H48ZM63 227H64V226H63ZM83 227H84V226H83ZM86 227H88V226H86ZM92 227H93V226H92ZM100 227H101V226H100ZM103 227H104V226H103ZM114 227H115V226H114ZM118 227H119V226H118ZM129 227H130V226H129ZM135 227H136V226H135ZM135 227H134V229H135ZM142 227H143V226H142ZM150 227H151V226H150ZM194 227H196V226H194ZM212 227H213V226H212ZM223 227H224V226H223ZM225 227H226V226H225ZM242 227H244V226H242ZM46 228H47V227H46ZM115 228H116V227H115ZM121 228H122V227H121ZM124 228H125V227H124ZM126 228H127V227H126ZM132 228H133V226H132ZM146 228H147V226H146ZM148 228H149V227H148ZM148 228H147V229H148ZM166 228H167V226H166ZM207 228L209 229V226H208ZM207 228L205 229V231L207 230ZM227 228H228V227H227ZM57 229H58V228H57ZM81 229H82V228H81ZM89 229H91V231H92V228H89ZM128 229H129V228H128ZM161 229H162V228H161ZM161 229H160V230H161ZM197 229H198V228H197ZM216 229H217V228H216ZM84 230H85V228H84ZM93 230H94V229H93ZM116 230H117V228H116ZM122 230H123V228H122ZM122 230H121V231H122ZM135 230H136V229H135ZM155 230H157V228H156ZM169 230H170V229H169ZM192 230H193V229H192ZM209 230H210V229H209ZM220 230H222V229H220ZM223 230H224V229H223ZM226 230H227V229H226ZM231 230H232V228H231ZM231 230H230V231H231ZM239 230H240V229H239ZM45 231H47V230H45ZM50 231H51V230H50ZM87 231H89V230H87ZM95 231H96V230H95ZM99 231H100V230H99ZM114 231H115V230H114ZM119 231H120V230H119ZM129 231H130V230H129ZM142 231H143V230H142ZM148 231H149V229H148ZM197 231H199V230H197ZM228 231H229V230H228ZM48 232H49V231H48ZM54 232H55V231H53L52 233H54ZM123 232H124V230H123ZM123 232H122V233H123ZM164 232H165V231H164ZM166 232H167V231H166ZM225 232H226V231H225ZM233 232H235V231H233ZM238 232H239V231H238ZM39 233H40V232H39ZM93 233H94V232H93ZM95 233H96V232H95ZM118 233H119V232H118ZM118 233H117V234H118ZM125 233H127V231H126ZM130 233H131V232H130ZM149 233H150V232H149ZM159 233H160V232H159ZM167 233H168V232H167ZM196 233H197V232H196ZM203 233H204V232H203ZM219 233H220V231H219ZM221 233H222V232H221ZM54 234H55V233H54ZM54 234H53V235H54ZM140 234H141V233H140ZM168 234H170V233H168ZM168 234H167V235H168ZM206 234H208V232H207ZM211 234H212V233H211ZM213 234H214V232H213ZM216 234H217V233H216ZM238 234H239V233H238ZM44 235H45V233H44ZM95 235H96V234H95ZM100 235H101V234H100ZM130 235H131V234H130ZM134 235H135V234H134ZM148 235H149V234H148ZM152 235H154V234H152ZM164 235H165V234H164ZM208 235H209V234H208ZM208 235H206V236H208ZM214 235H215V234H214ZM139 236H142V234L139 235ZM149 236H150V235H149ZM160 236H161V235H160ZM173 236L175 237V235H173ZM202 236H203V235H202ZM41 237H43V235H42ZM45 237H46V236H45ZM102 237H103V236H102ZM127 237H128V236H127ZM145 237H146V233H145ZM150 237H151V236H150ZM150 237H149V238H150ZM152 237H153V236H152ZM156 237H159V236H156ZM168 237H169V236H168ZM171 237H172V235H171ZM195 237H196V236H195ZM103 238L105 239V237H103ZM138 238H139V237H138ZM138 238H137V239H138ZM140 238H141V237H140ZM163 238H164V237H163ZM165 238L167 239V237H165ZM172 238H173V237H172ZM200 238H203V237H200ZM155 239H158V238H155ZM169 239H170V238H169ZM169 239H168V240H169ZM196 239H199V236H198V238H196ZM140 240H141V239H140ZM143 240H144V239H143ZM145 240H146V239H145ZM158 240H160V239H158ZM161 240H162V239H161ZM171 240H172V239H171ZM175 240H176V238H175ZM199 240H200V239H199ZM135 241H136V240H135ZM137 241H138V240H137ZM165 241H166V240H165ZM201 241H202V240H201ZM140 242H141V241H140ZM151 242H152V241H151ZM154 242H156V241H154ZM154 242H153V243H154ZM169 242H170V241H169ZM169 242H168V244H169ZM172 242H173V241H172ZM107 243H108V242H107ZM193 243H194V242H193ZM196 243L198 244L197 241H196ZM140 244H141V243H140ZM145 244H146V243H145ZM145 244H142V245H145ZM161 244H162V243H161ZM164 244H166V242H165ZM164 244H163V245H164ZM175 244H177V243H175ZM175 244H172V245H175ZM128 245H129V244H128ZM142 245H141V246H142ZM150 245H151V243H150ZM191 245H192V243H191ZM131 246H132V245H131ZM134 246H135V244H134ZM145 246H147V245H145ZM145 246H144V247H145ZM148 246H149V245H148ZM167 246H169V245H167ZM105 247H106V246H105ZM136 247H137V246H136ZM138 247H139V245H138ZM156 247H157V246H156ZM156 247H154V248H156ZM165 247H166V246H165ZM109 248H110V247H109ZM141 248H142V247H141ZM145 248H146V247H145ZM161 248H162V247H161ZM169 248H170V247H169ZM126 249H127V248H126ZM136 249H139V248H136ZM143 249H144V248H143ZM149 249H150V248H149ZM159 249H160V248H159ZM159 249H158V250H159ZM163 249H166V248H163ZM167 249H168V247H167ZM171 249H172V248H171ZM171 249H170V250H171ZM173 249H174V247H173ZM173 249H172V250H173ZM175 249H176V247H175ZM185 249H186V248H185ZM95 250H96V249H95ZM139 250H140V249H139ZM139 250H138V251H139ZM170 250H168V251H170ZM179 250H180V249H179ZM179 250H177L176 252L178 253ZM107 251H108V249H107ZM125 251H126V250H125ZM130 251H131V250H130ZM150 251H151V250H150ZM168 251H167V252H168ZM181 251H182V250H181ZM184 251H185V250H184ZM136 252H137V251L135 250V253H136ZM147 252H148V251H147ZM155 252H157V251H155ZM155 252H154V253H155ZM162 252H163V251H162ZM165 252H166V251H165ZM165 252H164V253H165ZM167 252H166V253H167ZM139 253H140V252H139ZM145 253H146V252H145ZM154 253H152V254L154 255ZM158 253H159V252H158ZM164 253H160V254H163V255H164ZM169 253H171V252H169ZM92 254H93V253H92ZM152 254L150 253V255H152ZM155 254H156V253H155ZM174 254H175V253H174ZM178 254H181V253H178ZM95 255H96V254H95ZM143 255H144V254H143ZM157 255H159V254H157ZM133 256H134V255H133ZM136 256H138V255H136ZM140 256H141V255H140ZM140 256H139L138 258H140ZM148 256H149V255H148ZM160 256H161V255H160ZM160 256H159V257H160ZM170 256H171V255H170ZM170 256H169V257H170ZM173 256H174V255H173ZM175 256H176V255H175ZM180 256H181V255H180ZM250 256H251V255H250ZM95 257H96V256H95ZM95 257H94V258H95ZM152 257H155V258H156V256H152ZM163 257H164V256H162V258H163ZM169 257H167V258H169ZM176 257H177V256H176ZM181 257H183V256H181ZM248 257H249V256H248ZM126 258H127V257H126ZM132 258H133V257H132ZM136 258H137V257H136ZM145 258H146V257H145ZM148 258H149V257H148ZM150 258H151V257H150ZM217 258H218V257H217ZM249 258H250V257H249ZM254 258H255V257H254ZM91 259L93 260L92 257H91ZM151 259L154 260V258H151ZM170 259H171V257H170ZM170 259H169V260H170ZM222 259H223V258H222ZM255 259H256V258H255ZM127 260H128V259H127ZM133 260H134V259H133ZM138 260H140V259H137V261H138ZM178 260H179V259H178ZM182 260H183V259H182ZM242 260H243V258H242ZM246 260H247V259H246ZM130 261H131V260H130ZM147 261H148V259H147ZM147 261H146V262H147ZM164 261L166 262V260H164ZM171 261H174V260L172 259ZM251 261H254V260H251ZM132 262H133V261H132ZM155 262H156V260H155ZM165 262H164V263H165ZM167 262H169V261H167ZM167 262H166V263H167ZM180 262H181V260H180ZM219 262H221V261H219ZM243 262H244V260H243ZM136 263H137V262H136ZM138 263H139V262H138ZM143 263H144V262H143ZM151 263H152V262H151ZM156 263H157V262H156ZM175 263H179V262L176 260ZM239 263H240V262H239ZM244 263H246V262H244ZM256 263H257V261H256ZM141 264H142V263H141ZM148 264H150V263L148 262ZM158 264H159V262H158ZM247 264H250V263H247ZM260 264H262V263H260Z\"/></svg>",
    "mask_w": 264,
    "mask_h": 264
}]
</instances>
